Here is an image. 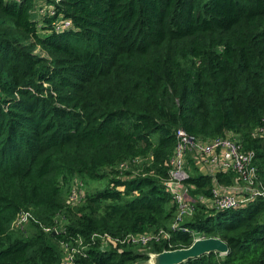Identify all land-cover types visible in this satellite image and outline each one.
<instances>
[{"label":"trees","instance_id":"1","mask_svg":"<svg viewBox=\"0 0 264 264\" xmlns=\"http://www.w3.org/2000/svg\"><path fill=\"white\" fill-rule=\"evenodd\" d=\"M47 3L71 27L56 31L35 0H0V264H59L72 250V264H137L196 235L228 252L182 264H264L259 195L221 211L200 201L242 183L235 170L187 156L192 210L179 223L166 187L182 129L238 140L264 189V0ZM75 179L88 190L71 204ZM22 211L34 221L14 227Z\"/></svg>","mask_w":264,"mask_h":264},{"label":"built area","instance_id":"2","mask_svg":"<svg viewBox=\"0 0 264 264\" xmlns=\"http://www.w3.org/2000/svg\"><path fill=\"white\" fill-rule=\"evenodd\" d=\"M54 1L59 2L61 0ZM41 2L43 3L40 4ZM34 9L39 15H57L54 21L56 31L71 27L70 20L64 18L63 14L58 15L53 9V5L47 3V0H35ZM176 138V146L173 156L170 159V177L166 182V187L177 204V223L182 222L192 210V207L187 201V188L184 183L189 176L187 156H190L195 163L210 173L222 169L235 170L240 175L242 183L226 187L217 186L214 189L212 198L207 200L202 197L200 198V201L209 204L216 211L237 208L247 204L258 195L264 201V189H258L253 180L255 171L251 163L253 153L243 151L238 140L229 136L202 141L187 135L182 129L176 131ZM81 184L82 182L79 179L73 181L69 196L71 204H76L84 196V193L78 189ZM74 186L77 187L78 193L73 190ZM30 220L34 221L33 215L29 211H22L14 220L13 225L17 228H24V225ZM45 230L49 231L50 229ZM164 236L167 237L168 235L164 232L158 234H142L139 236H131L129 240L131 244L145 245L153 239L158 241ZM102 239L104 244V237ZM194 239H197V237ZM72 259L73 250L66 251L59 264H72Z\"/></svg>","mask_w":264,"mask_h":264},{"label":"water","instance_id":"3","mask_svg":"<svg viewBox=\"0 0 264 264\" xmlns=\"http://www.w3.org/2000/svg\"><path fill=\"white\" fill-rule=\"evenodd\" d=\"M210 252L224 255L228 252L227 244L217 237L194 239L188 247L164 249L161 252H146V259L137 264H182L189 259Z\"/></svg>","mask_w":264,"mask_h":264},{"label":"rangeland","instance_id":"4","mask_svg":"<svg viewBox=\"0 0 264 264\" xmlns=\"http://www.w3.org/2000/svg\"><path fill=\"white\" fill-rule=\"evenodd\" d=\"M43 2H41L40 4H42ZM37 51V50H36ZM104 184V182H98V183H93L91 184L90 186L93 187V188H98V187H101V185ZM79 190H81V192L85 193L87 190H88V186H85L83 183L81 185H79L78 187ZM73 190L78 193L77 191V187H73ZM188 194H187V198H188ZM26 228V225L24 226ZM194 237H197L199 238V236H194ZM141 262V261H140Z\"/></svg>","mask_w":264,"mask_h":264}]
</instances>
